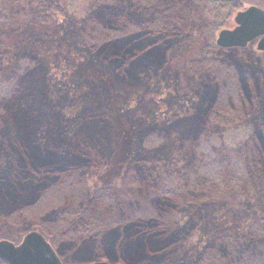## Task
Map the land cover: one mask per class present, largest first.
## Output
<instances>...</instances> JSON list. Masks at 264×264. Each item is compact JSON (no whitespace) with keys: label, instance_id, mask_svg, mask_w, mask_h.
Here are the masks:
<instances>
[{"label":"rangeland","instance_id":"obj_1","mask_svg":"<svg viewBox=\"0 0 264 264\" xmlns=\"http://www.w3.org/2000/svg\"><path fill=\"white\" fill-rule=\"evenodd\" d=\"M0 1L5 7L8 0ZM12 3L6 14L13 18L16 29H6L5 32L0 29V90L3 83L8 82V98L13 90L14 96L8 102L0 103V139L13 138L20 128L14 122L20 119L23 124L41 125L49 132L51 140L63 144L65 148L80 146L94 155L97 153L103 160L107 158L104 169H88L85 177L78 172L75 189L94 191L113 187L120 190L123 197L118 200L120 204L116 206L114 218L128 221L125 226L129 230L135 223H140L148 233V238L143 240L148 239L146 244L140 243L135 248L133 262L141 257L143 264H152L171 253L165 263L185 264L183 260L194 259L199 250L207 247L206 242H211L215 247L214 254L225 264H241L246 260L252 264H264L263 249L253 252L243 249L244 245L252 248L249 242L262 243L264 238V168L244 163L237 157L230 159L223 150L234 148L247 138L251 132V129L245 128L248 124L222 129L217 127L219 123L216 126L214 121L207 120L202 114L205 101L200 102L197 97L200 85L187 74L179 76L169 71L150 82L137 84L116 81L110 73L91 61L74 29V23L100 5L114 6L123 11L135 8L132 11L136 14L170 9L187 28L185 35L188 37L184 43L189 48L186 47L182 58V63H187L196 60L199 50H204L205 46L207 49L208 46L209 49L216 48L215 38L223 29L234 28L233 20L237 12L250 6L264 10V1L236 0L234 8L225 10L218 19L217 25L221 24L222 28L218 25L208 31L203 29L205 18L213 7L203 0H14ZM41 17H48L50 24L41 26ZM255 46L256 42H253L241 53L220 50L211 53V49L203 56L252 66L255 58L252 53L259 54ZM256 68L257 72L264 73L260 65L257 64ZM194 69L203 74L198 66ZM229 78L232 79L231 76ZM218 86L220 89L229 87ZM203 87L209 88L208 95H213L217 89L213 81ZM261 88H264V83ZM233 90L231 86L228 98L236 100L245 97L244 94L240 98L233 96ZM228 115L227 110L223 116ZM239 116L242 118V113ZM64 130L69 134L61 133ZM56 132L61 133L59 138L53 134ZM22 142L34 144L31 140L22 139ZM23 147L20 148L18 161L28 166L33 150H23ZM137 154L139 158L156 155L177 164L187 183L202 190L201 197L193 203L192 212L188 211V217L183 221L184 227L194 226V230L185 231L184 241L180 234L182 229L174 221L167 217H154L156 204L160 205L152 191V182L138 177V182L127 187L124 172L126 168L135 166ZM11 155L9 152L8 156ZM28 181L34 182L32 179ZM53 184L49 185L51 189L48 186L41 190L39 185H29L24 187V191L12 193L21 208L26 207L22 214L31 220L29 222L34 220L35 224H42V231L29 229L27 220L23 219V223L16 225L19 221L7 220L0 209V241L18 244L28 232L35 231L50 243L64 264L98 261L122 264L112 252L110 257L86 261L89 258L84 253L86 250L80 251L64 238L60 231L67 226L58 221L59 217L53 216L54 212L59 214L58 211H50L48 204V210L43 209L46 207L42 199L48 201V193L52 196L60 194L55 192ZM79 195L85 196L84 193ZM138 201L141 203L137 204ZM180 209L181 206L161 210L175 219ZM145 215H149L151 220L143 217ZM136 217L139 220L135 221ZM163 221L166 222L162 224ZM223 235L235 239L232 252L229 247L225 248V243L213 241ZM242 235L249 236L248 242L242 239ZM258 235L261 238L258 239ZM90 237V242H94L96 237ZM128 264L135 263L128 261Z\"/></svg>","mask_w":264,"mask_h":264},{"label":"trees","instance_id":"obj_2","mask_svg":"<svg viewBox=\"0 0 264 264\" xmlns=\"http://www.w3.org/2000/svg\"><path fill=\"white\" fill-rule=\"evenodd\" d=\"M13 1L8 0L5 7L0 1V29H3L4 32L6 29H16L13 18L6 14L9 5H13ZM15 1L18 2V0ZM234 5V3L209 4L213 8L208 17L205 18L206 25L204 24L205 28L203 29L208 31L210 28H216L219 25H217V22L222 13L229 8L233 9ZM133 9L135 8L123 11L114 6L100 5L87 12L74 23V29L77 37H79L80 44L91 61L110 73L116 81L129 84L147 83L169 71H173L179 76L187 74L195 78L198 85H200V89L197 90V97L200 102L205 101L202 114H205L207 120L214 121V125L219 123L216 126L222 129H228L239 124H248L245 128L249 131L251 129L247 138L240 145L234 148H225L223 149L226 150L224 153L230 159L237 157L244 163L264 168V93L262 92L264 88H261L264 83V73L257 72L256 68L258 64L264 70V57L252 53L255 57L252 66L245 67L233 62L214 59V57H204V52L207 53L208 50L212 49L211 53L214 50H219L215 47L209 49V46L207 49V46H205L204 50H199L200 55L196 60L182 63L184 50L189 46H185L184 43L188 36L185 35L187 28L183 25L181 19H178L170 9L161 12L141 11L138 14L133 12ZM39 22L41 26L50 24L48 17H41ZM28 26H30V23ZM219 27L222 28V25L220 24ZM203 29L201 28V31ZM205 34H209V32ZM228 51L242 52L238 49ZM201 55L202 58H200ZM195 66H198L203 74L194 69ZM211 81L217 89L213 95H208L209 88L203 86L210 84ZM7 83H3L4 86L1 87L0 103L8 102L14 96V90L12 89L11 97L8 98L10 92ZM218 84L229 87L220 89ZM231 86L234 87L233 96L238 95L240 98L241 94H244L245 97L236 100L228 98L227 94H229ZM6 98L8 99L4 101L3 99ZM227 110L229 115L225 117L223 115ZM2 111L5 114V110L2 109ZM241 113L242 118L239 116ZM0 115L2 116V114ZM21 122L20 119L15 120V125L20 126V128H18L13 138L0 139V209L4 211L2 213L4 217L11 222L19 221L16 222V225L23 223L22 219L27 220L26 223L31 230L37 229L39 231L44 228L42 224H35L34 220L29 222L31 220L22 214L24 213L23 209L26 207L21 208L12 193L24 191V187H29V185H35L34 187L39 185L42 190L47 188L50 183H54L55 192H60V194L52 196L48 193L49 200L44 201L42 199L46 207L43 209L48 210V204L50 211L55 209L58 211L59 214L54 212L53 216L55 218L59 217L58 221L64 222L67 226L66 229L60 232L64 234V238L72 242L71 244L75 248L80 249V251L81 249L86 250L84 253L89 256L85 259L86 261L110 257L112 252L116 253V260L122 264H128V261L143 264L144 259L141 257H138L136 262H133L132 259L136 253L135 248L143 242L145 245L148 240L143 241L145 237L148 238L144 225L140 226V223H135V226H132L129 230L126 228L128 221L114 218L115 212H117L116 206L120 204L118 200L123 197L122 193L119 192L120 190L113 187H108V189L103 187L94 191L86 190V188L83 191L75 189L78 172H81V175L85 177L88 169H104L107 166V162H105L107 158L103 160L97 153L94 155L88 149L80 146L65 148L62 146L63 144L51 140L49 132L43 129L41 125H33L29 122L23 124ZM30 133H32L31 136H28ZM61 133L65 134L67 132L64 130ZM61 133L56 132L53 134L56 135V138H59ZM9 136L11 135L9 134ZM22 139L23 141H34V144L29 142L25 144ZM22 146H24L23 150L24 148H27V151L33 150L32 155L29 156L31 160L29 159L28 166L26 163L18 161ZM9 152L12 153L11 156H8ZM135 159L137 160L135 166L126 168L124 172L127 187L138 182V177L141 180L152 182L154 184L152 191L158 200L156 202L160 205L158 206L154 201L157 208L154 217H167L169 220L174 221L182 229L180 234L181 239L184 241L185 231L187 229L188 232L190 229L194 230V226L185 225L184 227L183 221L188 217L186 214L190 210L192 212L193 203L195 199L201 197L202 190L189 185L186 181L187 178L181 174V169L177 168L178 165L169 160H162L156 155H146L139 158L138 154ZM142 167L144 168L142 169ZM28 179H32L34 182H29ZM12 183H15V185ZM50 187L48 189H51ZM75 190L76 193H74ZM62 191L63 193H61ZM77 193H84L85 198ZM49 203L55 205V207L52 208ZM136 203L140 204L141 202ZM178 206H181L182 209H180L181 211L175 219L172 215H165L164 210H161L163 208L167 210L170 208L176 209ZM150 212L152 213L153 209ZM143 217L151 220L149 215ZM134 219L135 221L139 220L138 217ZM259 220L262 221L263 219ZM165 222L163 221L162 224ZM9 224L13 225V223ZM109 231L110 233H108ZM90 236L96 237L92 243L90 242ZM259 238L261 236L258 235ZM242 239L248 242L249 236L242 235ZM213 241L225 243V248L229 247L231 251L234 246L232 242H235V239L229 235H223V237ZM249 243L252 244V248L244 245V250L247 249L253 252L263 249L262 254L264 253L262 246L264 245V238L260 244L256 242ZM211 244L213 243L206 242L205 245L208 248L203 247L196 257L190 261L183 260L185 264H225L226 262L224 263L222 258L214 254L213 249L215 247H212L214 245ZM208 249L210 250L208 251ZM170 255L171 253H168L163 259H159L152 264H167L164 260ZM241 264H252V262L246 260L245 263L242 262Z\"/></svg>","mask_w":264,"mask_h":264},{"label":"water","instance_id":"obj_3","mask_svg":"<svg viewBox=\"0 0 264 264\" xmlns=\"http://www.w3.org/2000/svg\"><path fill=\"white\" fill-rule=\"evenodd\" d=\"M210 3L233 2L235 0H207ZM235 27L222 30L216 38L221 49L245 48L259 38L256 49L264 52V11L255 6L240 11L234 17ZM0 261L5 264H61L50 244L38 232H29L18 244L0 241ZM90 264H110L94 262Z\"/></svg>","mask_w":264,"mask_h":264},{"label":"flooded vegetation","instance_id":"obj_4","mask_svg":"<svg viewBox=\"0 0 264 264\" xmlns=\"http://www.w3.org/2000/svg\"><path fill=\"white\" fill-rule=\"evenodd\" d=\"M258 55H261V56H263L264 57V53H260V52H256ZM56 253V252H55ZM60 259V258H59ZM60 262H61V264H64L63 262H62V260L60 259ZM1 264H4V263H2V262H0Z\"/></svg>","mask_w":264,"mask_h":264}]
</instances>
